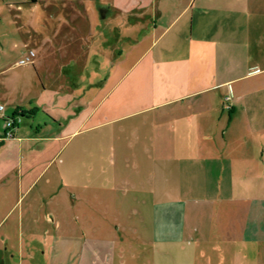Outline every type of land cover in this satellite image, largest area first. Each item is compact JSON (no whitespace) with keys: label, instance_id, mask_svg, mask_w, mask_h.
<instances>
[{"label":"crops","instance_id":"1","mask_svg":"<svg viewBox=\"0 0 264 264\" xmlns=\"http://www.w3.org/2000/svg\"><path fill=\"white\" fill-rule=\"evenodd\" d=\"M22 4L93 44L94 12L111 16L124 47L83 79L55 65L12 104V139L0 113V264H120L126 247L264 264V0Z\"/></svg>","mask_w":264,"mask_h":264},{"label":"rangeland","instance_id":"2","mask_svg":"<svg viewBox=\"0 0 264 264\" xmlns=\"http://www.w3.org/2000/svg\"><path fill=\"white\" fill-rule=\"evenodd\" d=\"M24 1L0 0V100L5 107V115L9 118L12 114L7 113L12 104L22 101L29 94L36 95L42 92L41 87L44 86V82L50 79L48 76H53L55 73L53 68L55 65L73 62L83 67L84 71L87 70L82 71L83 79L86 78L84 73H88L92 66L91 59L94 54L103 61L109 59L111 61L113 50L124 47L122 39L119 42L113 33L117 23L111 16L100 20L98 16L101 13L94 12L95 27L93 26V29L91 27V31L95 33V37L98 35L100 37L95 39L96 43L93 44L87 36L83 38L75 35L74 38L61 30L56 34L55 22L39 18L43 8L36 6L35 9H30V6H23ZM34 11L37 14L33 17L31 15ZM92 45L94 50H91ZM94 73L103 74L98 71ZM92 78L93 76L90 79ZM14 120L19 119L14 118ZM22 120L25 122L29 119ZM124 251L126 254L120 264H183L181 251L175 252L173 261L169 262L161 259L164 258L161 250L158 251L161 257L158 262H153L150 248L126 247Z\"/></svg>","mask_w":264,"mask_h":264},{"label":"built area","instance_id":"3","mask_svg":"<svg viewBox=\"0 0 264 264\" xmlns=\"http://www.w3.org/2000/svg\"><path fill=\"white\" fill-rule=\"evenodd\" d=\"M4 111V107L0 104V113ZM4 123V133L2 139L8 140L14 137V130H15V120L11 118H2Z\"/></svg>","mask_w":264,"mask_h":264},{"label":"trees","instance_id":"4","mask_svg":"<svg viewBox=\"0 0 264 264\" xmlns=\"http://www.w3.org/2000/svg\"><path fill=\"white\" fill-rule=\"evenodd\" d=\"M22 112H23V113L19 114L20 117L28 118V117L34 115V111H33V110H32V111H29V112H24V111H22ZM16 115H18V114H14V115L11 117V119H14V117H15ZM5 118H7V117H5Z\"/></svg>","mask_w":264,"mask_h":264}]
</instances>
